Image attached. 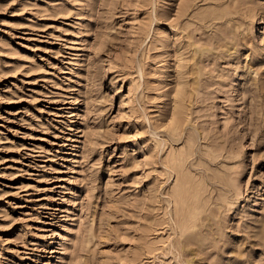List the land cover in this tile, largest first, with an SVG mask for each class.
<instances>
[{
    "label": "rangeland",
    "instance_id": "374dc122",
    "mask_svg": "<svg viewBox=\"0 0 264 264\" xmlns=\"http://www.w3.org/2000/svg\"><path fill=\"white\" fill-rule=\"evenodd\" d=\"M0 264H264V0H0Z\"/></svg>",
    "mask_w": 264,
    "mask_h": 264
},
{
    "label": "bare ground",
    "instance_id": "6f19581e",
    "mask_svg": "<svg viewBox=\"0 0 264 264\" xmlns=\"http://www.w3.org/2000/svg\"><path fill=\"white\" fill-rule=\"evenodd\" d=\"M110 68H113V67H110Z\"/></svg>",
    "mask_w": 264,
    "mask_h": 264
}]
</instances>
